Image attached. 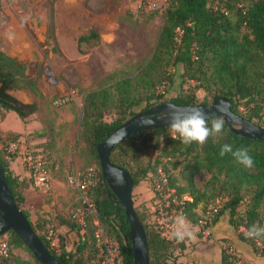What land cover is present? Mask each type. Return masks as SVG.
<instances>
[{
  "label": "trees",
  "instance_id": "obj_1",
  "mask_svg": "<svg viewBox=\"0 0 264 264\" xmlns=\"http://www.w3.org/2000/svg\"><path fill=\"white\" fill-rule=\"evenodd\" d=\"M214 1L223 8V12L213 9ZM162 14V24L152 56L142 71L131 78H123L110 87L90 91L82 101L81 136L86 151L95 159L97 166L95 183L88 193L97 220L106 236L118 243L125 264H132L127 222L114 196L111 193L107 195L103 187L95 147L110 132L136 114L132 111L134 107L142 101L145 107L140 112L165 102L178 106L208 105L205 102L195 105V90L200 89L210 101L215 97L226 99L233 114L264 130L252 121L251 115L239 112L241 107L249 110V104L258 109L257 106L264 100V0H170ZM46 24L47 37L51 38L54 35L53 11L48 14ZM97 38L96 32L89 31L79 36L76 44ZM53 51L58 52L55 49ZM177 64L182 68L181 79L194 84L189 91L169 100L155 97L152 104L149 103L151 94L141 98L133 95V82L147 79L145 76L148 72L157 67L173 68ZM31 65L36 69L41 63ZM27 68L26 63L0 51V119L3 113L13 112L24 121L36 112L38 106L35 101L22 103L9 94L10 90H38L39 72L30 76L27 75ZM164 81L161 78L156 85H162ZM148 85L150 87L153 84ZM161 94L158 96L161 97ZM110 110L115 112V119L104 122L103 116ZM16 137L0 136L3 140H15ZM226 143L232 144L234 148L246 147L255 166L246 169L237 164L230 153L221 156V146ZM1 152L6 160L0 157L4 181L15 206L20 209L23 203L21 186L17 178L11 176L7 166L14 156H6L2 150ZM149 152L157 153L168 162L173 161L175 168L179 166L178 176L184 185L177 188L176 192L181 195L187 193L190 197V202L185 206V220L189 224L194 225L198 214L211 205V202L223 199L215 219L226 213L227 222L234 234L240 226L246 231L252 225L260 226V220L255 221L264 212L260 209L264 208V141L235 135L225 127L220 136L210 138L203 146L195 143L184 145L179 137H172L168 127L146 129L118 144L111 151L109 161L130 176L133 188L153 168L149 161L146 163ZM198 174L209 176L200 188H197L195 182ZM243 203H248V207L239 211V206ZM20 211L29 222L26 213L21 209ZM134 211L145 233L149 264H176L172 253L176 249H183V244L173 235L165 240L156 232L151 224L150 211L148 217L139 214L135 208ZM29 225L58 264L82 263L83 253L91 242V233L84 230L82 240L79 237L76 247L69 251H65L60 241L61 251L56 255L37 232L36 228L40 227L30 222ZM59 225L66 226L79 236L78 229L72 222L59 221ZM261 225L264 226V219ZM5 234L9 237L7 242L10 253L0 259V264H31L11 255L12 246L23 245L11 232ZM242 240L256 252L249 240ZM258 240L264 247V238ZM220 257L223 264L221 254ZM32 261V264H38L34 259Z\"/></svg>",
  "mask_w": 264,
  "mask_h": 264
},
{
  "label": "rangeland",
  "instance_id": "obj_2",
  "mask_svg": "<svg viewBox=\"0 0 264 264\" xmlns=\"http://www.w3.org/2000/svg\"><path fill=\"white\" fill-rule=\"evenodd\" d=\"M11 7L13 9L20 7L30 12L37 26H40V17L42 21L44 20L45 39L41 43V48L44 56L47 54L50 61L41 62L36 69L26 63L27 75L31 76L39 72L40 79L36 92L24 90L30 98L42 101L43 109L34 118L40 124V131L32 134L34 138H40L41 142L30 144L28 140L22 138L20 145L42 156L51 178L50 189L45 191L34 189L29 181L31 188L41 197L42 204L54 210L53 219L37 218L35 225L40 228L36 230L42 233L44 225H53L65 251H69L72 248L64 242V236L58 230L59 221L74 224L73 212L82 209L79 194L71 188L69 180L87 169L97 172L96 161L86 151L81 136L83 97L90 91L110 87L115 82L123 78H131L142 71L152 56L163 14L145 10L140 6L139 0H0V13L3 9H11ZM51 11L54 13V35L50 38L46 34V20ZM98 20H107L111 23L109 30L111 35L108 40L101 42L97 38L77 45V37L87 34L93 25L92 21L96 23ZM54 49L58 52H54ZM46 71L52 73V79L46 76ZM181 72L182 68L179 64L173 68L157 67L148 72L145 76L147 79L131 84L132 93L137 98L151 94L150 104L154 102L155 97L159 100L174 98L194 86L193 83L181 79ZM161 78L165 80L162 88V85H156ZM149 83L153 85L149 87ZM68 89L75 91V101L60 108L52 106L53 99ZM159 94L162 96H158ZM204 102L210 104V98L202 90H195V105ZM144 107L145 103L142 101L132 111L138 113ZM257 107L258 109L249 104V110L241 107L239 112L246 116L251 115L252 121L264 128V100ZM115 116V112L110 110L103 116V121L111 122ZM0 127L11 133H19L24 128V124L13 112H8ZM3 139L0 138L1 146ZM1 150L4 154L5 152L0 148V157L4 159ZM14 158L20 161L19 155ZM148 161L153 168L137 182L131 192L133 207L139 214L147 217L153 204L152 197L158 181V169L175 191L184 185L178 176L179 166L175 168L173 161L168 162L153 152L147 155L146 163ZM208 177L205 174H198L195 179L197 188L202 187ZM222 202L223 199H219L210 204L221 206ZM246 207L248 203H243L239 206V211H244ZM260 209L264 211V208ZM87 218L85 232L91 233L92 240L95 229L91 217ZM263 219L264 212H261L255 222L260 220L259 224L262 226ZM183 224L191 228L189 223ZM4 237L9 238L6 234ZM240 240L242 239L239 236L231 232L227 214L223 213L216 226L210 229L208 239H200L195 235V239L178 240L183 244V249L185 243L187 246L184 254L182 249L173 251L172 258L174 261L180 258L182 262H196V264H219L220 245L229 242L233 243L236 251L242 254L245 264H264V257ZM11 255L23 262L31 264L33 262V257L23 246H12Z\"/></svg>",
  "mask_w": 264,
  "mask_h": 264
},
{
  "label": "built area",
  "instance_id": "obj_3",
  "mask_svg": "<svg viewBox=\"0 0 264 264\" xmlns=\"http://www.w3.org/2000/svg\"><path fill=\"white\" fill-rule=\"evenodd\" d=\"M169 2L170 0H139L142 8L157 13H163ZM213 4L214 10L219 9L223 12V8L219 7L216 1ZM46 76L52 79L51 72L46 71ZM75 97V91L68 89L53 99L52 106L55 108L66 106L69 103H73ZM0 148L4 150L6 156L19 155L20 162L27 171L29 180L35 189L45 191L49 188L50 176L46 169L45 161L40 154L22 147L18 139L3 140ZM157 171L158 181L155 184L153 192V204L150 206L151 224L156 232L165 240H168L181 223H186L185 206L190 202V197L185 194H178L175 189L169 186L163 173L159 169ZM96 173L93 169H87L69 180L71 188L79 194L82 203V209H76L72 215L79 237L82 240L87 217H91L92 225L95 229L93 239L87 244L86 250L83 253L81 264H125L118 243L106 236L95 216V210L88 190L94 186ZM220 207V204L208 205L198 214L196 223L194 225L190 224V227H195V234L200 239L209 238L210 228L219 213ZM235 233L242 239L249 240L257 254L264 257L262 243L258 239L248 238L244 227H238ZM39 235L47 243L50 251L56 255L60 253L61 244L58 233L53 225H44L43 232L39 233ZM9 253L10 247L7 238L1 235L0 259L7 257ZM220 254L223 258V264H245L242 257L229 242L221 243Z\"/></svg>",
  "mask_w": 264,
  "mask_h": 264
},
{
  "label": "water",
  "instance_id": "obj_4",
  "mask_svg": "<svg viewBox=\"0 0 264 264\" xmlns=\"http://www.w3.org/2000/svg\"><path fill=\"white\" fill-rule=\"evenodd\" d=\"M221 101L226 107L227 116L225 117V127L230 133L250 140L264 141V130H261L233 114L230 111L229 102L224 98L215 97L208 105L180 107H200L209 115H220V113L216 112L215 106ZM167 104H169V102L161 103L155 107L136 113L110 132L95 147L103 187L107 195L111 193L114 196L115 202L123 211L127 222L132 264H149L146 237L131 201L132 180L124 170L115 167L110 163L109 155L118 144L137 132L146 129L168 127L167 121L159 119L160 114L166 110L165 105ZM143 116H151L155 120V124L152 126H141L139 121ZM235 127H239V129H235ZM122 129L126 131V135L121 139L119 133ZM112 172L121 173L122 180L118 181V179L111 174ZM9 232L17 237L23 247L28 250L38 264H58L49 251L41 244L38 237L33 233L24 214L15 206L0 168V236Z\"/></svg>",
  "mask_w": 264,
  "mask_h": 264
},
{
  "label": "crops",
  "instance_id": "obj_5",
  "mask_svg": "<svg viewBox=\"0 0 264 264\" xmlns=\"http://www.w3.org/2000/svg\"><path fill=\"white\" fill-rule=\"evenodd\" d=\"M39 20L40 26H37L32 14H30V12L28 11H24V9H21L20 7H16L15 9H13L12 7L11 9H3V11H1L0 13V51L3 52L6 56L15 58L17 61H20L22 63L34 64L41 63L43 61L47 63V61H50L49 56L47 54H45L44 56V53L42 52L41 43L45 39L43 33L44 20L42 21L41 17L39 18ZM92 24L93 25L89 30L95 31L98 35V39L101 42L108 40L111 35V33L109 32L111 23L107 20H98L96 21V23L95 21H92ZM9 93L22 102L30 103L35 101L38 108L34 114L30 115L23 121L24 128L19 133H11L3 130L0 127V136L16 135V138L19 141H21L23 138L24 140H28L30 144H40V138H34L32 134L36 131H40V124L36 120H34V118H36L38 112L43 109L42 101L40 102L39 100L30 98L23 90H10ZM43 94L44 92L42 91V96H44ZM7 113L8 112L3 113V116L0 119V123L2 122L3 118H5ZM22 147H24V145H22ZM19 162L15 158L9 161L8 170L11 173L12 177L17 178L21 186V196L23 197V203L21 204L20 209L26 213L31 224H35L38 217H41L43 219H53L54 210L50 206L42 204L41 197L34 192L29 184L30 180L27 171L25 170L23 165L21 166V164H19ZM50 186L51 178L49 189ZM218 220L219 217L217 218V220H214L211 228H213V226H216ZM58 230L61 234H63L64 242L69 247L74 249L78 242L79 236H77L74 231L69 230L64 225H60L58 227ZM240 241L244 242L243 240ZM231 245L236 251L234 244L232 243ZM186 246L187 245L185 243V248L182 249L183 254ZM236 252L242 257V254H240L238 250ZM179 259L180 258L175 261L176 264L196 263L182 262ZM219 264H222L221 257Z\"/></svg>",
  "mask_w": 264,
  "mask_h": 264
},
{
  "label": "clouds",
  "instance_id": "obj_6",
  "mask_svg": "<svg viewBox=\"0 0 264 264\" xmlns=\"http://www.w3.org/2000/svg\"><path fill=\"white\" fill-rule=\"evenodd\" d=\"M165 106L166 110L160 114L159 119L167 121L172 137H179L184 145L195 143L203 146L210 138L218 137L225 131L227 112L222 101L215 106L216 112L220 113V115H209L200 107L183 108L174 103H169ZM139 123L141 126H152L155 124V120L151 116H143ZM119 135L122 139L126 135V131L122 129ZM229 153L236 163L244 168L252 169L255 166V161L246 147L234 148L232 144H223L220 155L224 156ZM111 174L118 181L122 180L121 173L112 172ZM172 235L179 241H183L186 238L195 239V227L189 228L186 224L181 223ZM246 235L251 239L264 238V226L252 225L247 230Z\"/></svg>",
  "mask_w": 264,
  "mask_h": 264
}]
</instances>
